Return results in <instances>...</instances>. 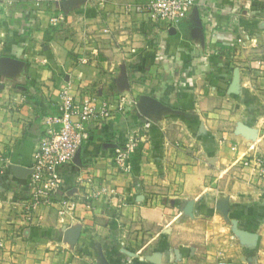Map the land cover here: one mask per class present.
<instances>
[{"label": "crops", "instance_id": "crops-1", "mask_svg": "<svg viewBox=\"0 0 264 264\" xmlns=\"http://www.w3.org/2000/svg\"><path fill=\"white\" fill-rule=\"evenodd\" d=\"M141 1L0 0V264H264V71L255 63L264 58V0H198L179 26L124 12ZM63 88L96 115L80 155L61 169L62 202L29 220L25 171ZM144 96L163 103L158 115H141ZM133 132L141 147L123 172L113 145ZM100 186L119 194L96 199ZM169 199L178 212L230 220L229 245L208 236L207 256L203 235L172 245L183 225L170 222L161 248L144 252L149 240L128 251L141 244L129 227L157 202L167 213ZM236 230L254 244L242 245ZM223 246L232 249L223 255Z\"/></svg>", "mask_w": 264, "mask_h": 264}, {"label": "built area", "instance_id": "built-area-1", "mask_svg": "<svg viewBox=\"0 0 264 264\" xmlns=\"http://www.w3.org/2000/svg\"><path fill=\"white\" fill-rule=\"evenodd\" d=\"M20 0H5L6 6H13ZM36 6L50 4L54 0H31ZM198 0H144L128 2L123 9L126 14H145L151 21H166L171 26H179L188 17L189 11ZM61 16H54L50 22L57 25ZM256 67L264 71V58L255 60ZM57 114L47 116L49 126L46 134L32 154L27 172L31 186L30 197L24 202L25 214L30 220L41 206L62 202L60 195L63 190L61 169L73 162L80 155L82 145L88 139L85 123L95 114V106L89 101H77L68 88H63L56 102ZM100 115H108L103 109ZM145 127L152 125V119L145 121ZM142 138L133 132L128 141L113 145V160L123 172L134 169L132 157L141 147ZM250 162L245 161L248 165ZM257 163H260L257 161ZM92 183V180H88ZM94 198L118 196L117 189L100 186L94 189ZM3 241L0 240V248Z\"/></svg>", "mask_w": 264, "mask_h": 264}, {"label": "rangeland", "instance_id": "rangeland-1", "mask_svg": "<svg viewBox=\"0 0 264 264\" xmlns=\"http://www.w3.org/2000/svg\"><path fill=\"white\" fill-rule=\"evenodd\" d=\"M178 135V134H177ZM180 145L183 146L184 148L187 147V144L191 145L190 143L193 144V141L188 139V138H181L180 140ZM178 145V144H176ZM178 145V146H180ZM167 204L166 206L169 207V210H167V213L165 212L164 208L162 206L159 205V203H155V206H153L154 204H152L151 206V210L148 211L146 214L141 215L140 219H137L134 221V223H136L139 227L138 229H134L131 227H129V231H126V235L128 238H132V239H136L138 237L141 238V240H139L141 242V244L138 243H134V245H130L128 248V251L131 252H135L141 250L142 245H146L149 240H152L151 244L149 246H147L145 249H143L144 252H148V250L150 249V251H154L157 248H161V246H158V244L160 243V239H162V235H164L161 232V228H163V226L167 223L173 222V226L178 225V226H182L183 227H178V229H176V231H174V236L172 238V242H170L172 245L174 244H178V242L181 240H184V242H187L188 245L193 244L195 245L196 243V238H198V236H205V245L200 244V246H205L202 250H201V256H207L209 255V252L207 251L208 249H214L215 248H210L207 247V242H208V236L209 239H211L210 243L213 242V237L215 235H219V237L222 239L224 238V240L228 239L227 244L229 245V241H231V235L232 233H234L231 230L230 227V220L227 219V222L225 224H222L223 221L221 219L215 218L214 216H212V214H205L202 217H195L194 215H192L191 211L189 209L186 208V206H184V212H178L177 207V203H173V200H167ZM181 206V205H179ZM220 212V211H219ZM222 212V211H221ZM220 212V213H221ZM133 221V220H132ZM131 221V222H132ZM116 222V221H114ZM135 224V226H136ZM164 224V225H163ZM217 225H224L226 228H229L225 231H219L217 233V231H215V226ZM228 226V227H227ZM229 230V231H228ZM141 233V234H140ZM236 234L237 236H239L240 238H242L240 236V234L238 233V230H236ZM116 235V231L113 232V238L116 239L115 236ZM157 235V236H156ZM144 236H146V238H144ZM156 236V239H154V237ZM138 242V241H137ZM242 242V243H241ZM241 244H246L247 242L243 241V238L241 240ZM252 243L250 244H254L253 240H251ZM215 243V242H214ZM221 244H225V243H221ZM248 244V243H247ZM251 246V245H249ZM213 247V246H212ZM227 246H223L221 247V251L224 255V253H228L231 249L232 246H228V250L226 249ZM248 247V246H247ZM137 254V253H136Z\"/></svg>", "mask_w": 264, "mask_h": 264}, {"label": "water", "instance_id": "water-1", "mask_svg": "<svg viewBox=\"0 0 264 264\" xmlns=\"http://www.w3.org/2000/svg\"><path fill=\"white\" fill-rule=\"evenodd\" d=\"M142 107L141 109V115H144L145 117L148 115H158L161 110L163 109V103L158 100L155 97L152 96H144L142 98ZM112 146V145H111ZM28 172V169H26L25 173ZM220 209L222 212H224V214H228L229 213V204L227 201L221 202L220 203ZM238 233L240 234V236L243 238V241L245 242H251V240H253L254 235L248 231H242V230H238ZM76 234H78L77 232L75 233V238L78 237V235L76 236Z\"/></svg>", "mask_w": 264, "mask_h": 264}]
</instances>
